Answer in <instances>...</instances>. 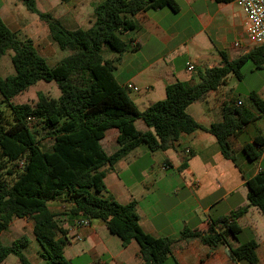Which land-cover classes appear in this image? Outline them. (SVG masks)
I'll return each mask as SVG.
<instances>
[{
    "label": "trees",
    "instance_id": "1",
    "mask_svg": "<svg viewBox=\"0 0 264 264\" xmlns=\"http://www.w3.org/2000/svg\"><path fill=\"white\" fill-rule=\"evenodd\" d=\"M18 1L39 16L52 40L69 53L50 65L34 40L11 29L0 15V60L11 50L14 69L12 74L0 77V234L14 217L31 220L41 246V264H76L65 255L68 231L59 226L57 214L48 206L61 198L75 218L103 221L124 247L137 242L144 264L176 261L175 244L189 239H198L212 249L224 243L232 259L258 263V243L239 240L241 226L237 220L251 206L264 214V168L254 176H245L247 205L214 221L206 231L184 228L178 238L145 232L136 201L119 202L108 193L105 178L117 161L141 144L146 143L151 151L167 150L183 133L197 129L213 134L224 157L237 163L231 138L259 117L245 104H226L222 121L206 127L187 108L222 86L230 72L240 79L247 61L263 69L264 45L253 47L224 66L201 72L200 81L194 85L183 81L169 84L164 99L141 110L115 76L121 55L129 49L122 35L136 28L134 15L164 7L178 10L176 0H103L94 7L92 25L75 29L40 10L37 0ZM105 47L116 56H104ZM40 80L56 82L61 94L49 97L39 92L35 104L13 102L15 96ZM250 100L264 117V99L252 92ZM139 119L148 126L147 131L137 129L135 122ZM113 127L119 130V148L108 154L100 140ZM45 140L51 143L44 148ZM242 150L250 161L257 162L264 151V136L255 137ZM29 244L26 235L11 244L0 239V264L10 255L21 264H33L25 254Z\"/></svg>",
    "mask_w": 264,
    "mask_h": 264
},
{
    "label": "crops",
    "instance_id": "2",
    "mask_svg": "<svg viewBox=\"0 0 264 264\" xmlns=\"http://www.w3.org/2000/svg\"><path fill=\"white\" fill-rule=\"evenodd\" d=\"M102 1L59 2L61 7H70L69 18L65 20L60 10L54 7H49L51 9L47 12L64 24L67 22L68 27L70 23L83 19L82 7L78 4L84 3L93 9L92 18L89 19L92 20L91 24L84 27L88 28L95 21L94 7ZM176 2L178 10L164 7L134 15L136 28L122 35L129 49L121 55L115 76L122 86L133 82L139 87L137 92L128 90L138 107V102L153 104L164 99L169 84L183 81L194 85L200 81L201 72L224 66L227 62L245 56L253 48L247 37L244 12L236 0ZM34 14L18 0H0V15L11 29L30 37L26 32L42 28L52 40L48 27ZM30 38L34 40L33 36ZM115 56V53L109 52L106 57ZM189 64L193 65V70L188 69ZM238 80L230 72L222 86L187 108L189 114L206 127L222 121L226 104L240 102L259 117L231 138L238 165L224 157L213 134L197 129L183 133L174 147L167 150L151 151L143 143L117 161L107 174L105 182L108 193L121 203L136 201L140 224L145 232L155 237L178 238L184 228L206 231L214 221L249 203L245 176H254L264 168V151L257 162H252L242 149L246 144L253 143L255 137L264 136V117L259 115L251 100L244 101L237 95ZM252 92H257L264 99V88L260 92L259 89L251 90L249 99ZM135 125L140 131L149 129L141 119ZM118 136V128L113 127L100 140L108 154L119 148ZM187 148L191 150V155L185 152ZM62 201L61 198L52 200L48 206L57 214L59 226L68 231L66 257L74 260L84 253H92L97 260L89 264H144L139 256L137 242L132 241L124 247L122 240L110 233L101 220L96 224L91 221L87 227L75 226L76 218L69 213V204L66 207ZM26 221L31 226V233L28 234L32 236L33 221L14 217L9 227L0 234L2 242L11 244L18 238L12 229L18 226V231L21 230L19 224ZM237 221L241 226L239 240H256L259 258L256 264H264V214L259 208L251 206ZM75 234L80 235L81 239L77 240ZM35 239V235L30 239L25 254L31 244L36 242L37 248L32 255L37 262L27 257L33 264H41V246ZM173 254L177 262L169 260L167 264H252L246 260L232 259L224 243L212 249L198 239L178 241ZM12 256L2 264H21L18 258Z\"/></svg>",
    "mask_w": 264,
    "mask_h": 264
},
{
    "label": "rangeland",
    "instance_id": "3",
    "mask_svg": "<svg viewBox=\"0 0 264 264\" xmlns=\"http://www.w3.org/2000/svg\"><path fill=\"white\" fill-rule=\"evenodd\" d=\"M37 1L39 3L38 5L40 9L42 10L44 9L43 11H49L52 7H54V9L60 10V13L62 14L64 20L69 18L68 8L70 9V7H61L59 3L61 2V0H56L55 2H53L54 0L53 1L51 0V2H49L48 0H37ZM78 5L79 7H82L84 15H83V19L80 20L79 22L70 23L68 25V27H72L73 29L78 26L87 27L88 25L91 24L92 21L89 19L92 18L91 13L93 12V9L85 5L84 3ZM26 33H28L30 37L31 36L34 37L36 46L40 54L45 56L47 58L48 63L50 64L56 63L58 60H60L62 56H66L69 53L67 50L61 49L56 42L54 43L49 37H47V35L43 32L42 28L36 31L29 30ZM109 52H111V50L108 47H105L104 56H107ZM11 57H12V51L9 50L0 60V77H5L13 73L14 69L12 66ZM238 83H239V88L236 91L237 95H240L244 101L248 102L250 100L249 93L251 92V90L259 89L260 92V90L264 88V68L257 69L252 61L250 60L247 61L246 64L243 65L241 68V78L238 80ZM39 92H43L49 97H58L61 94V91L58 88L56 82L40 80L36 84L32 85L25 92L15 96L12 100L14 103H19V104L21 103L35 104L38 99L37 96ZM138 105L141 110L142 109L144 110L147 107H149L151 104L147 102H138ZM50 143L51 140H45L42 142V145L45 148L48 147ZM91 221L94 224L99 222V220L97 219H92ZM27 223L28 222L26 221L25 223L23 222L19 224V228H21V230L23 231L21 230L18 231V226L17 227L15 226V228L13 227L12 231L15 237L26 235L29 239H33L34 234H32V236L31 234H28L31 233L30 232L31 226ZM22 226H25L24 229H22ZM36 244H37L36 242L34 244L32 243L31 246L26 250L27 256L30 258L32 257L34 262H37V260L35 256L32 255V253H34V249L37 248ZM12 257L17 258L14 255ZM100 259L103 261V257H101ZM96 260L97 257L93 256L92 253H84L79 258H76L73 261L76 264H89L90 262Z\"/></svg>",
    "mask_w": 264,
    "mask_h": 264
},
{
    "label": "built area",
    "instance_id": "4",
    "mask_svg": "<svg viewBox=\"0 0 264 264\" xmlns=\"http://www.w3.org/2000/svg\"><path fill=\"white\" fill-rule=\"evenodd\" d=\"M238 6L242 9L245 15V29L249 43L252 47L264 45V0H236ZM238 45V43H236ZM189 70H193L192 64L188 65ZM125 87L129 91L137 92L139 87L133 82H128ZM240 104V102H239ZM188 155H191L189 148L185 151ZM91 220L85 216H78L75 219V226H90ZM77 240L81 239V236L75 234Z\"/></svg>",
    "mask_w": 264,
    "mask_h": 264
}]
</instances>
